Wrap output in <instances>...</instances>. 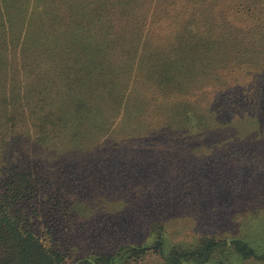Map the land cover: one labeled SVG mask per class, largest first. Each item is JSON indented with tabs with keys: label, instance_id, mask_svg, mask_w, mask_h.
<instances>
[{
	"label": "trees",
	"instance_id": "obj_1",
	"mask_svg": "<svg viewBox=\"0 0 264 264\" xmlns=\"http://www.w3.org/2000/svg\"><path fill=\"white\" fill-rule=\"evenodd\" d=\"M59 2L0 0V47L3 51L10 45L19 48L24 55L30 54L38 60L40 66V71L26 67L27 74L21 75V80L14 76H5L3 80L0 76L2 118L6 117L4 121L0 117V133L1 128L10 123L6 132L8 136H14L10 130L21 128L17 112L29 108L30 111L31 108L37 110L44 116V128H35L34 147L44 150L49 146L47 149L54 155L52 160H70L79 167L77 169L84 168L83 174L87 176L90 187L102 189L98 179L87 171L95 168L102 157L101 149L115 150L131 139L142 137L143 131L149 129L151 132L157 126L148 121L152 120V115L158 118L159 128L171 133L190 116H197L201 111L212 113L214 108L210 106V99L215 93L212 89H232L239 72L245 71V77L251 80L258 79L254 73L263 76L260 85L263 87L253 97L255 102L247 114H251L250 118L255 121L257 116L252 112L259 110L256 112L260 114L262 109L264 111L262 102H259V94L264 93V50L261 52L256 48L264 45V27L257 43V36H247L254 28L238 29L244 33L243 41L250 39L256 43L254 49H250L251 53L247 52L250 55L247 61L240 51L233 48L236 51H229V55L227 53L221 60L216 58L217 55L197 58L195 66L184 63L187 66L184 67L175 63V58L170 55L168 59L157 55L152 57L154 53L148 47L152 44L150 30L142 21L133 20L119 30L122 31L119 44L125 47V51L121 50L122 60L118 61L115 50H101V46L109 47L114 42L109 34L110 26L98 25L103 21V13L110 14L111 1L93 0V10L90 4L75 6L69 11L66 23L58 7ZM243 5L242 0H219L210 11L216 14V18H222L223 25L235 27V22L228 18L237 15ZM53 19L58 22L51 24ZM186 22L189 24L190 20ZM237 43L243 42L237 39ZM59 50L69 54H61ZM143 55L148 65L145 67H151L149 74L153 71L159 73H155L156 81L150 75L151 82L142 81L145 77L142 71H138L140 81L145 82L158 99L164 101L176 97L170 106L153 107L156 112L152 115L147 114L148 103L143 94L129 90L123 92V85L118 83L121 71L129 70V65ZM143 74L148 76L146 72ZM45 80L47 86L41 89L37 81ZM217 104H221L222 109L225 107L223 103ZM36 165L20 168L16 173L18 165L0 169V264H68L72 256L79 264H146L151 259H154V264H264V212L259 210L264 206L253 203L249 196L243 199V211L234 228L226 227L219 233L179 235L171 228L166 229L159 219H154L138 243H123L104 252L90 247L74 248L67 236L70 229L67 233L64 228L55 233L44 207L53 203L65 217H75L76 221L68 219L71 225L72 222L76 225L82 222V214L72 208L68 199L62 202L53 198L58 197L52 194L56 189L54 185L59 190L66 182L61 181L58 186V179L54 181L48 175L51 174L49 168H42L40 162ZM257 184L247 186L250 198L253 195L251 191L257 190ZM46 193L53 197L40 202ZM101 198L100 204L108 202ZM77 204L86 205V202L80 196ZM96 208L88 210L87 221H96L100 215L99 208ZM45 210L48 212L47 207ZM58 234H61V239L57 237L56 243Z\"/></svg>",
	"mask_w": 264,
	"mask_h": 264
},
{
	"label": "rangeland",
	"instance_id": "obj_2",
	"mask_svg": "<svg viewBox=\"0 0 264 264\" xmlns=\"http://www.w3.org/2000/svg\"><path fill=\"white\" fill-rule=\"evenodd\" d=\"M60 1L58 7L65 23L69 11L75 6L90 4L91 10L94 8L93 0ZM110 1V14L103 13V21L98 25L110 26L109 34L114 42L109 47L100 46L101 50H115L118 61L122 60L121 50L125 51V47L119 44L122 32L119 30L133 20L142 21L144 27L150 30L152 44L148 47L154 53L151 54L152 57L157 55L168 59L170 55L175 58V63L184 67H187L185 64L195 66L197 58L207 59L217 55L216 58L220 59L229 51H236L233 48L240 51V55L245 56L247 61L250 57L247 52L251 53L250 49H254L264 27V0H242L244 5L239 9L240 12L228 18L235 22V27L231 24L230 27L223 25L222 18H216V14L210 11L219 0ZM188 20L189 24L186 22ZM57 22V19H53L50 23ZM0 25L2 26L1 21ZM246 27L254 28L247 36H257L255 44L250 39L243 41L244 33L238 29L244 31ZM94 32L95 30L92 33ZM237 39L243 43H237ZM256 48H260L262 52L264 45H257ZM145 58L143 55L140 59L137 58V62L129 65V70L123 69L118 76V83L123 85V92L129 90L134 94H143L148 103L147 114L152 115L156 112L153 107L170 106L176 97L164 101L158 99L145 82L140 81V71L145 77L142 81L151 82L150 75L156 81L155 73H159L153 71L149 74L151 67H145L148 66ZM138 62L141 64L138 65ZM26 67L40 71L38 60L30 54L24 55L21 49L11 45L5 51L0 47V76L3 80L5 76L21 80L20 76L27 74ZM254 76L258 79L246 78L245 71H242L233 80L238 78L232 89L223 91L224 88H213L212 91L216 94L210 99L211 105L208 104L214 108L212 113L201 111L197 116H190L187 122H181L171 133L159 128L158 118L152 115V120L148 121L157 126L151 132L149 129L143 131L142 137L131 139V142L115 150L101 149L102 157L95 168H88L87 171L98 179L102 189L90 187L87 176L83 174L84 168L77 169L79 167L73 161H59L58 158L52 160L54 155L47 149L49 146L44 150L34 147V130L44 128V116L33 108L31 111L29 108L17 112L21 128L10 130L14 136H8L6 132L10 123L1 128L0 169L18 165L16 173L20 168L28 169L27 167L40 162L42 168L51 170V174L48 173L51 179H58V186L61 181L68 183L61 185L63 189L59 190L54 185L56 189L52 190V194H57V198L46 193L40 202L46 201L49 196L62 202L68 199L72 208L82 214V222L77 225L72 222L71 225L68 219L76 221V218L65 217L60 208L53 205L52 200V205L44 207L45 214L51 221L49 225L55 233L63 231V228L67 233L70 229L67 236L74 248L90 247L91 250L104 252L123 243H138L143 240L148 224L154 219H159L166 229L171 228L179 235L219 233L226 227L234 228L243 211V199L247 196L253 203L264 206V111L262 109L260 114L256 112L259 110L252 112V115L257 116L255 121L250 118L251 114H247L255 102L253 97L263 87H260L263 76L255 73ZM37 84L44 89L47 80L37 81ZM259 102H262L263 107L264 93L259 94ZM217 103H223L225 107L222 109L219 106L221 104ZM2 107L0 100L1 118ZM151 110L152 113H149ZM4 119L6 117L2 121ZM252 183L258 184L257 190L251 191L253 195L250 198L246 188ZM128 185L130 187L126 190ZM80 196L86 205L78 206ZM101 197L108 202L100 204ZM96 207L99 208L100 215L94 222L87 221L85 216L89 213L88 210ZM259 210L264 212L263 208ZM60 235L55 236L56 243ZM74 258L75 256L69 258L68 264H79ZM146 264H154V259Z\"/></svg>",
	"mask_w": 264,
	"mask_h": 264
}]
</instances>
